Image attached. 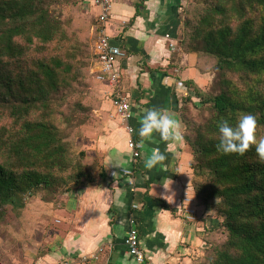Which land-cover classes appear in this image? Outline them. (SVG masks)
Returning <instances> with one entry per match:
<instances>
[{
	"label": "trees",
	"instance_id": "obj_1",
	"mask_svg": "<svg viewBox=\"0 0 264 264\" xmlns=\"http://www.w3.org/2000/svg\"><path fill=\"white\" fill-rule=\"evenodd\" d=\"M58 3L92 19L98 37L100 22L85 0H0V219L33 192L55 201L96 182L63 123L91 109L81 95L90 84L82 65L97 54ZM178 18L181 51L195 50L198 71L213 73L207 91L181 82L179 98L195 197L220 218L206 230L210 246L201 261L264 264V161L255 145L243 155L217 149L219 122L235 124L245 113L259 114L257 137H264V0H193Z\"/></svg>",
	"mask_w": 264,
	"mask_h": 264
},
{
	"label": "crops",
	"instance_id": "obj_2",
	"mask_svg": "<svg viewBox=\"0 0 264 264\" xmlns=\"http://www.w3.org/2000/svg\"><path fill=\"white\" fill-rule=\"evenodd\" d=\"M182 2L113 1L105 31L125 56L116 63L120 81L117 84L99 81V89H110V94L119 93L128 98L132 111L130 122L135 131L133 137L142 144L141 155L132 158L127 147L131 136L124 122L118 118L104 120L95 130L97 134L92 135V141L86 142L98 157L95 184L71 190L55 204L44 200H40L41 207L37 204L40 212L32 218L38 221L41 239L32 240L35 236L29 230L26 242L31 252L28 259L32 258L34 264H72L84 255L96 254L99 247L103 248L100 254L105 264H134L123 242L132 216L136 219L139 243L147 264L174 261L187 264V254L195 243L201 242L207 229L219 225L220 218L215 211L205 210L197 202L193 189L195 176L190 168L191 154L183 138L180 84L194 78L196 55L191 51L182 52L178 43L176 26ZM89 4L85 0L84 6L91 11ZM171 42L175 44L173 50L169 48ZM104 103L111 106L108 100ZM149 108H163L174 113L180 122V137L165 141L158 132L151 137H141L139 129L145 110ZM157 149L165 154L166 160L147 168L145 160ZM122 169H130L132 174L127 175ZM163 182L171 183V188L166 190ZM166 192L174 193V198L167 200ZM185 195L194 198L196 222H188L183 216ZM31 198L35 202L37 197ZM28 205L31 206L32 201ZM53 220L57 224L53 225ZM15 257L22 260L20 254Z\"/></svg>",
	"mask_w": 264,
	"mask_h": 264
},
{
	"label": "rangeland",
	"instance_id": "obj_3",
	"mask_svg": "<svg viewBox=\"0 0 264 264\" xmlns=\"http://www.w3.org/2000/svg\"><path fill=\"white\" fill-rule=\"evenodd\" d=\"M191 1L193 0H183L181 7L179 8V12H181L182 8L187 4V2L189 3ZM54 6L55 5H53L52 7ZM56 6H59L61 11L64 13V15H67V13H70V12L73 13V16L76 19L71 29L76 30V32H79L80 34L79 37L83 41L88 40L90 42L91 52L92 53L95 52L94 43L96 39L93 38V28H92L94 21L90 18H89L90 21L85 20L83 17L79 19L78 16L80 15H78V13L75 15V13L73 12L75 11L74 7L71 5L66 6L64 3H58L56 4ZM88 6L90 7V10H91V11H88L90 14L95 15V13L98 12L97 7L91 4H89ZM86 12L87 11L83 9V13H86ZM95 16L97 17V14ZM176 29H177V34H178L177 36L179 39L181 37V21L179 22L178 26H176ZM190 51H191L190 53H194L196 55L195 50L191 49ZM196 61L197 59L195 57V62L193 64L195 73L192 75V77L194 76V78L193 79L191 78V80H193L198 86H200L201 89H203L204 91H207L209 87V83L212 80L213 73L211 71H208L206 73L199 72L195 66ZM85 62L86 63L82 65V68H84L83 71L85 73L87 74L89 73L90 84L86 86L85 88L81 89L82 90L81 95L84 97H87L88 100L89 99L91 100V103L88 105V106H91V109L85 114H78V115L76 114L74 119L71 120L72 122L70 126L69 125L67 126L66 124L67 122L66 123L64 122L63 126L65 128L66 136L69 135L72 137L71 138V140H73L72 141L73 145L71 147L72 152L75 154L80 151L85 152L87 158L89 159V162L91 161L90 168L92 169L93 176L96 180L94 172H95L96 167L98 166V160H97L98 157L91 152L90 150L91 148L88 147L89 144L86 142L92 141L91 140L92 135L97 134L95 130H97L99 126L101 127L105 119L109 120V119H117V118L120 119V118L117 115H115L113 111L114 108L111 103V100L113 99L114 94L112 93L110 94V89L109 90L106 88L103 90L99 89V87H101L99 85L100 82L96 80L95 78L96 74L93 73L92 71V68L94 69L97 67L95 62L93 60L92 61L85 60ZM97 71L98 70H96V72ZM179 98H181V92H179ZM105 100H108V102L110 101L111 106L108 107L104 103ZM65 112L68 115H71L69 114V111L67 109H65ZM60 118L64 120L62 116ZM183 124H184L183 132H185L186 125L184 122ZM75 131L78 132L76 133V136H74ZM186 145H187L186 148L188 149L189 153L191 154V158H192V148L189 142L186 141ZM86 150L89 152H86ZM33 196L37 197L36 200H38V202L35 200V198H34L35 202L33 201V199L31 198ZM47 196L49 195L44 194V192L42 191L33 192L32 194L27 196L25 203L22 206L17 207L15 210L13 209L9 210L8 212H6L5 217L0 219V264H12V263L13 264H34V261L32 258H31V261H29L28 259L30 258L29 254L31 252L29 251L28 249L29 247L26 242L28 240V235L30 231L33 233L32 236H35L32 238V240L34 241H38V240L40 241L41 235H40L39 229L37 228V226H39L38 221L34 220V217L32 218V215L39 214L40 211L36 207L38 203L41 204L40 200H44L46 202H52L53 204H55L57 203V201H61L62 197H65V194L63 196H60L59 198H56L55 201L53 199L47 198ZM29 201H32L31 206L28 205ZM27 205L29 207H26V209H24L25 206ZM41 206L42 204L40 205V207ZM196 214L197 212L195 213L196 220H194V222L198 220L197 219L198 216ZM52 224L54 225L57 223L54 222L53 220ZM191 224H194V223H191ZM205 235L206 234H204L203 237L201 238V242L195 243L194 248H192L191 251L187 254V257H189V262L187 264H203L201 259L206 256L207 249L210 246V243H208L205 239ZM17 254H20V258L22 260L18 261L16 259L15 255ZM101 254L99 255L97 259L93 258L94 254L84 255L78 261L73 262L72 264H105L104 263L105 259L101 257ZM171 264H180V263H178L177 261H174Z\"/></svg>",
	"mask_w": 264,
	"mask_h": 264
},
{
	"label": "built area",
	"instance_id": "obj_4",
	"mask_svg": "<svg viewBox=\"0 0 264 264\" xmlns=\"http://www.w3.org/2000/svg\"><path fill=\"white\" fill-rule=\"evenodd\" d=\"M89 3L98 8L97 18L98 24V37L94 43L95 53L97 58L94 61L96 64L95 78L97 81L106 80L110 84H117L120 81V73L116 66L117 60L125 56V52L120 48L119 45L111 43L109 35L105 31L106 23L108 22L112 5L114 0H88ZM168 36V34H166ZM169 48L173 50L175 48L174 43L169 44ZM112 105L114 113L117 115L122 122L125 123V129L131 136L128 139L127 147L129 148L132 158L137 159L141 155L142 144L135 139L134 127L130 124L132 117V111L129 104V100L125 95L115 94L112 99ZM122 172L131 175L132 170L122 169ZM193 201L189 195H185L183 198V215L188 222H194L195 209L193 208ZM137 207L133 205V208ZM127 234L124 237V244L127 247L128 253L132 256L134 264H147L146 257L139 243V230L136 223V219L132 216L128 222ZM103 252V248L99 247L97 253L94 254L93 258L97 259L100 253Z\"/></svg>",
	"mask_w": 264,
	"mask_h": 264
},
{
	"label": "clouds",
	"instance_id": "obj_5",
	"mask_svg": "<svg viewBox=\"0 0 264 264\" xmlns=\"http://www.w3.org/2000/svg\"><path fill=\"white\" fill-rule=\"evenodd\" d=\"M258 115L242 114L235 124L230 123L227 119L220 121L218 124L220 133L217 144L218 151L224 154L235 152L243 155L251 146L255 145L260 161H264V137H257ZM179 129L180 122L175 119L174 113L163 108H149L145 110L139 135L151 137L154 132H158L161 138L167 141L173 138L178 139L180 137ZM165 160V154L157 149L145 160V166L153 168ZM171 183L163 182L164 188L170 189ZM164 195L167 200H169L168 197L174 198V193L166 192ZM117 204H120V201H117Z\"/></svg>",
	"mask_w": 264,
	"mask_h": 264
}]
</instances>
